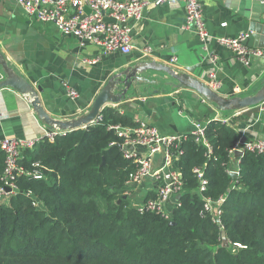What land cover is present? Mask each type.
<instances>
[{
    "label": "trees",
    "instance_id": "obj_1",
    "mask_svg": "<svg viewBox=\"0 0 264 264\" xmlns=\"http://www.w3.org/2000/svg\"><path fill=\"white\" fill-rule=\"evenodd\" d=\"M115 126L141 124L106 107L90 126L21 152L19 165L42 177H19L17 191L0 204V264H264V151L244 150L234 167V124L206 125L210 151L197 135H183L173 150L182 191L166 217L140 212L131 200L127 182L136 167ZM3 167L0 151V186ZM195 169L206 181L203 191ZM222 196L216 223L204 205ZM156 200L157 193L147 194L142 202Z\"/></svg>",
    "mask_w": 264,
    "mask_h": 264
},
{
    "label": "crops",
    "instance_id": "obj_2",
    "mask_svg": "<svg viewBox=\"0 0 264 264\" xmlns=\"http://www.w3.org/2000/svg\"><path fill=\"white\" fill-rule=\"evenodd\" d=\"M199 3L210 35L207 50L195 33L183 29L185 0H166L147 6L140 20L128 22L133 50L124 55L103 53L91 42L82 43L61 35L55 26L26 16L12 0H0V52L29 84L40 87L37 94L42 107L59 120L86 113L113 75L142 62L167 65L181 72L194 67L193 76L204 83H208V74L214 70L219 81L215 91L220 95L252 94L264 79V58H254L244 65L229 50L220 47L216 39L248 33L245 45L254 47L250 25L264 23V0H199ZM142 77L150 82L132 85L126 98L109 108L137 124L155 128L163 136L193 133L195 123L206 126L211 121L228 118L240 138H246V144L264 143V104L222 115L194 91L168 85L171 81L163 74L147 72ZM70 90L77 96L71 98ZM47 132L50 131L37 120L19 93L10 88L0 90V141L37 140ZM133 151L139 155L147 153L141 147ZM162 161V154H155L151 167L159 168ZM237 163L238 158L232 157L234 167ZM132 187L131 199L137 195L142 201L147 194H156V182L152 179H143ZM176 201L172 196L163 204L168 215ZM134 202L139 200L135 197Z\"/></svg>",
    "mask_w": 264,
    "mask_h": 264
},
{
    "label": "built area",
    "instance_id": "obj_3",
    "mask_svg": "<svg viewBox=\"0 0 264 264\" xmlns=\"http://www.w3.org/2000/svg\"><path fill=\"white\" fill-rule=\"evenodd\" d=\"M17 4L28 17H34L41 23L51 24L55 26L58 32L64 36H71L78 39L80 42H91L99 46L103 53L119 52L127 55L133 50L131 28L128 25L130 20L138 21L142 18L144 9L149 5H159L166 0H12ZM227 2L232 0H216ZM110 21L106 22L104 19ZM184 30H189L195 33L203 47L207 50V41L210 38L209 32L202 19L199 0H185V23ZM250 34L242 33L235 37H219L216 43L229 50L234 57L247 65L254 58H264V49L256 47H247L246 40ZM175 58L171 59L174 62ZM216 59H214V62ZM216 65V62H215ZM208 85L211 89L216 90L219 87L217 72L211 71L208 74ZM71 98L77 96L73 90L68 94ZM264 104V103H263ZM261 104V105H263ZM234 113V112H233ZM222 124H229V119H219ZM210 123V122H209ZM196 130L191 133L197 135L198 142L202 143L205 148L210 151V146L206 143L204 130L206 126L195 123ZM118 137L123 139L121 150L126 159H133L136 170L130 175L127 182L128 186H133L143 179H152L156 182V201H147L138 205V210L157 211L164 216L168 214L163 210V204L172 196L176 197L181 194V175L173 168V164L178 162L176 154L173 152L176 149L178 142L183 135H168L163 136L153 127L141 125L138 128H121L118 126L111 127ZM64 134V132L50 131L43 135L52 140L56 135ZM190 134V133H189ZM185 135V134H184ZM37 140H21V139H2L0 141V151L4 155V167L2 173V185L0 186V204L5 201L11 194L17 191L15 181L21 177H31L33 179H41V173L38 171H29L19 165L21 152L31 149ZM135 147L145 148V155L135 154ZM264 151V143L244 144L237 143L232 150L241 151ZM162 154V165L154 169L151 167V158L155 155ZM38 164H33L32 167H37ZM198 179L200 180L199 190L203 191L206 181L203 180L202 172L195 169ZM230 172H237V168ZM7 188L10 192H7ZM225 198L222 196L215 202L206 200L204 209L211 212L213 222L219 223L220 207L223 205ZM179 203L176 201L175 205ZM35 206V203H33ZM240 247V246H237ZM241 248V247H240Z\"/></svg>",
    "mask_w": 264,
    "mask_h": 264
},
{
    "label": "water",
    "instance_id": "obj_4",
    "mask_svg": "<svg viewBox=\"0 0 264 264\" xmlns=\"http://www.w3.org/2000/svg\"><path fill=\"white\" fill-rule=\"evenodd\" d=\"M106 22L110 19L105 18ZM250 32L254 40V47L264 49V23H252L250 25ZM196 68L192 67L186 69L185 72L176 71L170 66L162 64H154L142 62L134 66L126 67L119 73L113 75L96 95L88 111L78 117L59 120L46 113L41 105L37 91H41L40 87L34 88L29 84L24 77L6 61L5 57L0 52V72L2 78L0 79V90L10 88L19 93L32 108L37 120L48 128L49 131L59 132H73L79 129H84L95 123L104 108L109 107L110 104L117 105L126 98L127 90L132 85H137L143 81H148V78H143L147 72H153L165 75L171 83L168 85L175 89H189L194 91L198 96L210 103L219 112H239L251 107L259 106L264 103V79L252 94L246 96L224 97L211 89L204 82L193 76ZM154 83V82H152ZM246 142L245 137L239 140L240 145ZM241 151L233 152V157L239 158ZM104 161L102 162V164ZM229 175L233 180L237 178L236 172H230ZM10 192V189H6ZM181 194L176 196L178 201ZM126 196H123L125 199ZM120 202V201H118ZM173 224V223H170ZM221 247L228 248L229 243L226 239L224 231H221Z\"/></svg>",
    "mask_w": 264,
    "mask_h": 264
},
{
    "label": "rangeland",
    "instance_id": "obj_5",
    "mask_svg": "<svg viewBox=\"0 0 264 264\" xmlns=\"http://www.w3.org/2000/svg\"><path fill=\"white\" fill-rule=\"evenodd\" d=\"M222 115H229V113H231V112H220ZM131 195V193L129 194V196ZM135 197L137 198V200H139V202H136V204H140V203H142V201H141V196H137V195H135ZM135 197H132V199L131 200H133V201H135ZM131 198V197H130Z\"/></svg>",
    "mask_w": 264,
    "mask_h": 264
}]
</instances>
